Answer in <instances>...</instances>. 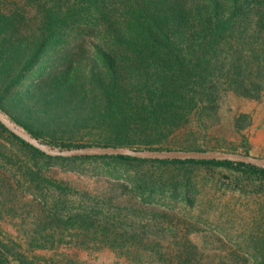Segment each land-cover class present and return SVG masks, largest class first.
Wrapping results in <instances>:
<instances>
[{
  "label": "trees",
  "instance_id": "16d2710c",
  "mask_svg": "<svg viewBox=\"0 0 264 264\" xmlns=\"http://www.w3.org/2000/svg\"><path fill=\"white\" fill-rule=\"evenodd\" d=\"M263 83L264 0H0V114L51 149H175V132L215 112L222 91L258 100ZM250 124L245 113L235 121L239 130ZM0 131L32 159L62 157L40 150L2 122ZM71 157L221 166L264 180V166L241 161ZM27 173L37 187L53 184L37 171ZM171 184L173 196L177 186ZM141 186L132 193L163 190ZM183 194L192 202L186 189ZM48 218L36 227L45 235L35 230L17 240L0 231V264H84L67 255H30L66 244L109 246L138 264H178V254H142L134 231L107 228V219L91 208Z\"/></svg>",
  "mask_w": 264,
  "mask_h": 264
},
{
  "label": "rangeland",
  "instance_id": "374dc122",
  "mask_svg": "<svg viewBox=\"0 0 264 264\" xmlns=\"http://www.w3.org/2000/svg\"><path fill=\"white\" fill-rule=\"evenodd\" d=\"M86 47L93 51L92 46ZM242 113L250 117L251 124L239 130L235 121ZM1 116L27 136L6 116ZM171 143V147H178L175 149L198 145L214 151H247L264 158V83L258 100L231 90L222 91L217 110L209 117L192 118L175 132ZM57 156L62 157L38 155L32 159L28 149L9 141L0 131L3 236L24 240L37 234V225L43 227L51 213L91 208L100 219H107V228L122 231L126 227L134 231L142 240L137 247L144 255L178 254V264H264L263 179L221 166L129 164L112 159ZM31 169L62 189L47 182L37 187L33 175L27 173ZM171 183L177 186L173 196ZM140 184L146 191L155 186L163 190L134 195L132 187ZM184 189L192 202L184 198ZM97 247L85 249L66 244L55 250L38 249L30 255L45 259L67 255L84 264H138L120 250ZM148 261L157 264L153 259Z\"/></svg>",
  "mask_w": 264,
  "mask_h": 264
},
{
  "label": "water",
  "instance_id": "95a60500",
  "mask_svg": "<svg viewBox=\"0 0 264 264\" xmlns=\"http://www.w3.org/2000/svg\"><path fill=\"white\" fill-rule=\"evenodd\" d=\"M0 122L5 124L11 130L15 131L29 143L46 152L50 155H127L136 158L143 159H216V160H229V161H241L250 164H256L264 166V158L239 153V152H226V151H214V150H195V149H130L124 146H86V147H71L62 149H51L45 147V145L32 139L31 137L23 134L16 127L11 126L9 122L0 115Z\"/></svg>",
  "mask_w": 264,
  "mask_h": 264
}]
</instances>
